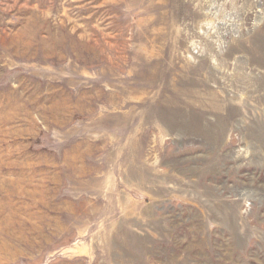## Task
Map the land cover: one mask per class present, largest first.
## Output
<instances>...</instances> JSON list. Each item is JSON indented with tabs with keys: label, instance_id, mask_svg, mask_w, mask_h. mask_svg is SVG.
Segmentation results:
<instances>
[{
	"label": "rangeland",
	"instance_id": "1",
	"mask_svg": "<svg viewBox=\"0 0 264 264\" xmlns=\"http://www.w3.org/2000/svg\"><path fill=\"white\" fill-rule=\"evenodd\" d=\"M0 264H264V0H0Z\"/></svg>",
	"mask_w": 264,
	"mask_h": 264
}]
</instances>
